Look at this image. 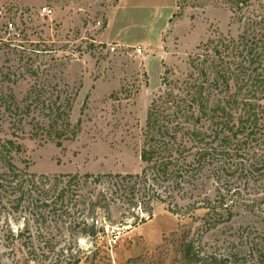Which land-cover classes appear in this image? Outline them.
<instances>
[{
    "label": "rangeland",
    "instance_id": "obj_1",
    "mask_svg": "<svg viewBox=\"0 0 264 264\" xmlns=\"http://www.w3.org/2000/svg\"><path fill=\"white\" fill-rule=\"evenodd\" d=\"M44 5L54 9L51 17L39 14ZM262 5L264 0H0V139L23 146L11 152L13 162L46 175L140 172L147 110L165 71L181 77L189 55L216 32L236 36L252 29ZM59 105L72 124L80 122L76 137L62 146L45 129L50 108ZM241 194L258 198L253 188ZM176 201L177 207L155 202L149 217L141 207L130 212L110 200L93 215L109 232L93 237L52 224L54 250L44 244L50 235L37 238L36 260H26L23 250L18 264H65L74 256L81 258L78 264H192L183 252L191 239H201L204 264H212L207 256L238 242L242 229L264 236V202L239 207L229 222L207 230L205 209L191 212L193 201ZM86 217L91 223L88 212L79 220ZM114 234L118 241L110 247Z\"/></svg>",
    "mask_w": 264,
    "mask_h": 264
},
{
    "label": "trees",
    "instance_id": "obj_2",
    "mask_svg": "<svg viewBox=\"0 0 264 264\" xmlns=\"http://www.w3.org/2000/svg\"><path fill=\"white\" fill-rule=\"evenodd\" d=\"M256 17L252 29L236 36L216 32L201 42L189 55L188 70L181 77L173 78L171 71H165L147 110L140 172L31 173L20 169L11 156L23 146L13 139H0V264H18L23 250L26 260H36L35 239L46 235L51 237L44 244L54 250L52 224L57 229L68 224L98 236L93 215L100 207L109 208L110 200L122 202L130 212L141 207L151 217L155 202L177 207L176 197L186 198L193 201L191 212L205 209L202 219L207 230L229 222L239 207L251 210L264 202V196L259 198L264 192L263 5ZM50 112L46 134L58 146L75 138L80 122L72 124L69 111L60 105ZM200 188L201 193H193ZM243 188H253L258 198H244ZM86 212L91 223L87 217L79 220ZM247 230L242 229L238 242H230L225 251H212L207 261L264 264V236H252ZM183 252L192 264H204L201 239L185 241ZM61 262L56 259V264ZM80 262L74 256L65 264Z\"/></svg>",
    "mask_w": 264,
    "mask_h": 264
},
{
    "label": "built area",
    "instance_id": "obj_3",
    "mask_svg": "<svg viewBox=\"0 0 264 264\" xmlns=\"http://www.w3.org/2000/svg\"><path fill=\"white\" fill-rule=\"evenodd\" d=\"M53 13H54V9L48 5H44L39 9V14L42 17H51L53 15ZM13 25L14 24L12 22L8 23L9 28H13L14 27ZM94 223H95L96 227L100 229V231L98 232V235H100L101 232L105 233V232H109L111 230V227L105 221L102 222L99 218H97L94 221ZM118 237L119 236L117 234L112 235L111 240H109V243H110L109 246L110 247H113L111 242H113L114 244L117 243Z\"/></svg>",
    "mask_w": 264,
    "mask_h": 264
}]
</instances>
